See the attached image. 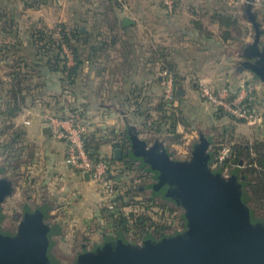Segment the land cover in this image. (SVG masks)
<instances>
[{
  "label": "rangeland",
  "instance_id": "rangeland-1",
  "mask_svg": "<svg viewBox=\"0 0 264 264\" xmlns=\"http://www.w3.org/2000/svg\"><path fill=\"white\" fill-rule=\"evenodd\" d=\"M152 1L155 0H134V2L144 3L143 5L145 7H147V5L154 6L150 9V11L146 10L142 15V21L143 23H146V25L142 24L139 34L147 38H150L153 35L155 39H159V41L157 40L159 43L161 42L160 37L168 35V38L172 33V30L167 29V34L163 35H161L160 31L158 33L151 32L152 28H154L151 24L155 15L153 12L154 10H159V2L155 1L157 2L155 4ZM101 3H104V0H62L60 9H58L56 5L51 6L48 4L47 6L46 4V8L40 9L42 10L40 12H37L39 11L37 9H32L33 11L31 12L34 13H29L26 16L28 19L25 17V20L30 23L43 18L46 22V29L60 32L58 27H61L64 24V20L67 21L72 18L74 19V22L71 20L72 23L71 21H67L65 24L70 22L72 26L78 24L77 26H84L90 30L93 29L92 24L94 19L101 18L100 22L97 21V23L102 22L104 24V27L100 29V33L113 35L110 28L105 26V18L101 16L103 14V11L101 12L100 10V8H102ZM248 4V0H217L216 6H206L207 8L204 10L199 9L198 11L200 13H197L195 17L193 16L192 18H194L193 20H201V22L203 19L202 24L205 34H211L209 41H198L194 36H192V40L187 41L185 44H181L178 39L173 41L171 39L164 41L165 44H171V49L175 52V59L172 57V59H168V62L174 65L177 76L179 77L178 79L180 83L176 91L178 92L179 90H182L184 95L180 96L181 100H178L175 104L177 109H174L171 113L172 116H174L173 120H176L177 124L175 134L169 133V131L171 132L173 129L171 123L173 121H170L163 125L161 132L157 134V139L163 140L170 152H174L176 148L175 146H177L179 150H183L186 155H182L183 153L180 154L179 157H183L182 159L191 158L192 151L196 144L199 143L201 134L211 141L214 140L215 146L218 142L222 143V141H225L232 143L234 146L238 145L250 148L255 143L262 142L264 139L260 133L254 135L255 128L253 129L252 127H254L255 124L247 122L233 123L229 120L230 117L227 116V114L217 111L201 96L200 93L201 83H207L213 87H221L224 85L231 86L233 85L232 83L237 84L243 80L249 81V79L254 77L248 69L242 66V62L248 61L244 49L253 44L255 39V30L246 13ZM98 9L100 11H96ZM178 11L179 10H177L176 13H178ZM252 12L257 15V21L260 24V30L262 32L259 48L264 50V0H254L252 2ZM219 14L238 20V27L232 30V34L236 38L235 42L223 40L222 34L227 29L219 25V23L213 21L214 17H218ZM177 16L179 17V14ZM75 19H77V21H75ZM22 27L27 28V26ZM94 28L95 31L99 29L98 27ZM27 31H29V29H27ZM21 32L24 34L26 30L21 29ZM56 36L60 37L59 34ZM118 37L119 40H121L118 44L124 45L125 36L122 33H119ZM153 43H155V41H153ZM146 44L150 45V43ZM199 49L209 51L200 56V54H198ZM150 59L154 61V50L152 55H148L146 59L142 60V63H145L146 60L148 61ZM202 59L205 61L204 69L199 66ZM150 66H152V64L148 61L147 71L151 68ZM146 73L147 77L148 75L151 76L148 80L151 81L152 74H149L151 72ZM159 73L160 72H156L153 74V77L156 75L158 76ZM0 76L3 80H6L5 69L0 68ZM143 76L144 75L141 77ZM55 82V80H51L48 86L52 87ZM104 85H106L105 91L114 96V101L119 99L120 96L118 95L127 96L126 94L132 91V94L134 95L130 97V100H132L133 97H137L141 100L143 98H147L148 94L151 96L156 95L155 98L157 99L153 105L145 102L146 104L141 109L142 113H146H144L145 115L151 114L152 117L149 120L150 123L146 126L147 121L145 122L146 118L144 115L142 125L138 126V130L141 133L143 132L141 137L149 139L150 144L157 140L151 137L154 132L151 130L149 131L148 129L151 127L153 119H157V113H155L153 109L155 110L161 102L164 86L161 83L159 85L157 81L152 83L148 82L147 86H144V84L141 85V91H135L134 89H120L119 85L114 84L113 89L108 88L106 83ZM47 87H45L43 93L40 94L41 96L39 97L38 102H36L33 107L26 109L24 113L19 115L15 121V127L25 130L27 133L25 140L27 141V145L29 143V148L33 152L34 156L32 157H34V162L33 165L21 168L11 175H0V179L6 178L14 185L13 194L6 199L0 209V233L4 236L16 237L19 232V224L23 220L24 211L26 209L34 211L38 208H48L49 212H45L47 215L44 222L50 226L52 230L55 225L61 224V226H63L61 235H52V240L55 246L53 247L51 254L52 256L56 255L64 264H75L80 253L86 250L94 251L97 247L96 244L91 246V243H89V248L83 250L82 244L84 243V235H78V232H80L78 230H81L84 224L79 223L78 219H82L84 212H61L58 207L60 206L58 193L57 191H55V193L51 192L54 191V188L55 190L57 189V182L59 181V178L53 176V171H55V169H51L52 163H50L48 154H52L60 149V141L56 139H47L46 136L42 134L40 127L44 122L40 119V114L44 112H49L54 115L59 113V115L64 116L71 114L63 112L66 107V103L61 102L62 97L66 98L70 93L62 92L64 91L62 88H60V90L54 89V91L49 92ZM152 92L154 94H152ZM1 102L2 100L0 99V103ZM130 104L135 106L134 103ZM259 106L263 109V111H259V113L264 118V99L263 103L259 104ZM28 121H30V124L26 123ZM214 145L210 146V152L212 155H215ZM2 152L3 151H0V154ZM174 155V157H178V153L175 152ZM6 158V155L3 156L2 154L0 156V168L5 165ZM28 159L29 161H32L31 158ZM245 167L246 165L242 164V166L238 168L230 169L229 172L230 174H237L238 181L243 184L242 190L244 191L246 197V204L252 212L253 223L264 222V210L262 212H258L248 202L246 195L247 191L245 188V176L243 175ZM54 168H57V170L60 169L59 166H54ZM212 169L216 172H221L219 171V168H215L214 165H212ZM146 194L147 196H152L154 193L152 189H150L146 192ZM155 198L157 200L156 204L168 202L169 206H172L175 209L177 207V210H175L174 213L182 220V223L178 225L180 230L179 228L175 229L177 225L175 223L169 236H174L186 231L187 220L185 219L184 208L177 205L173 200L166 199L162 194L156 196ZM88 213L91 214L92 212ZM96 213L99 214L97 217L98 219H94L91 222L94 225V229L101 230V228L109 227V212H95V214ZM82 220H84V218ZM75 231L77 234L74 233ZM128 238L132 239L133 237L129 236ZM154 240L160 241L156 238ZM55 242H57V245Z\"/></svg>",
  "mask_w": 264,
  "mask_h": 264
},
{
  "label": "trees",
  "instance_id": "trees-1",
  "mask_svg": "<svg viewBox=\"0 0 264 264\" xmlns=\"http://www.w3.org/2000/svg\"><path fill=\"white\" fill-rule=\"evenodd\" d=\"M24 4L26 8L38 9L40 4H48L53 0H31V4ZM108 4L113 3L116 8H120L117 0H104ZM161 3V2H160ZM162 4V3H161ZM163 6V5H162ZM177 0V8H178ZM176 8V11H177ZM122 10V9H121ZM112 11V10H111ZM10 22L2 25V31L13 38V42H7L0 45V68L5 69L6 80L0 76V151L6 155L5 165L0 168V175H11L21 168L33 165L34 156L29 148V143L25 140L27 133L25 130L15 127V121L19 115H22L28 108L33 107L38 102L40 94L43 93L50 81L55 80L64 90L62 92L75 93L77 90L78 78L82 67L85 64L86 57L90 61V55L87 56L86 47L95 57L101 53H105L111 46L121 42L118 34L124 30L119 27L118 18L112 15L109 10L104 11L101 16L105 19V25L110 28L113 35L105 36L104 33L94 35L97 42L92 47L91 37L93 33L82 32L81 26H70L63 24L60 32L48 30L46 26L34 24L22 34L19 22L16 21L19 12L10 10ZM176 12L174 13V15ZM173 17L174 15H169ZM6 16V13H0V18ZM116 17V18H115ZM214 22L225 27L227 30L222 34V38L228 42H235L236 38L232 34V30L238 27V20L228 16L219 14L214 17ZM194 27L205 34L201 20H195ZM60 35L57 37L56 35ZM205 35H211L206 33ZM86 53L84 54V52ZM156 54L165 59V52L160 48ZM86 55V56H85ZM71 60V61H70ZM88 61V62H89ZM72 63V64H71ZM165 66L163 69L171 71L175 78V87L179 85V77L173 64L167 60H163ZM129 62H126L128 66ZM125 66V65H124ZM126 71V70H125ZM126 76L128 72H123ZM48 86L49 92L54 91L53 87ZM69 90V91H68ZM181 100L178 92L175 93V101ZM145 102L136 103L137 111L144 118L145 112L142 108ZM71 115L80 121L83 112H80L74 104H69ZM177 106L172 103L168 105L163 98L153 111L157 113V119H153L149 131H153L151 136L157 139V134L161 132L163 125L170 121L172 123V131L175 134L176 120L172 116V111ZM65 112V111H63ZM220 112V111H219ZM145 113V114H144ZM63 114V113H62ZM57 116H64L56 114ZM151 114L145 115L146 126L150 123ZM84 123V122H82ZM174 123V124H173ZM143 133V132H142ZM168 133V132H167ZM3 139V140H2ZM85 147L89 156L95 161H105L115 173L114 178H118L120 183L117 188L122 192L117 198L116 204L111 208H106L103 212H109L107 228H101L104 234L105 243H116L117 238L129 236L133 240L142 241L147 237L163 239L169 236L172 229L170 224L175 208L165 204H156L155 194L147 196L146 192L153 187L152 178H157V174L150 172L143 165H138L136 161L131 159L129 134L127 132L116 133L115 131L104 130L90 133L84 136ZM149 142V139H146ZM230 148V155L224 164L219 167V171L230 170L246 165L245 188L249 204L256 211L264 210V139L262 142L255 143L252 147H241L232 145L230 142L222 141L216 144L215 155L219 153L222 147ZM106 147H111L113 151L119 149L123 152V160L117 161L115 154L105 152ZM31 158L32 161H29ZM148 170V171H147ZM122 179V180H120ZM150 181V182H149ZM127 209V210H126ZM162 210L164 212H159ZM168 211V212H167ZM168 213V214H167ZM174 217V216H173ZM63 226L55 225L53 235H61ZM135 238V239H134ZM129 239V238H128ZM89 242L85 239L84 243Z\"/></svg>",
  "mask_w": 264,
  "mask_h": 264
},
{
  "label": "water",
  "instance_id": "water-1",
  "mask_svg": "<svg viewBox=\"0 0 264 264\" xmlns=\"http://www.w3.org/2000/svg\"><path fill=\"white\" fill-rule=\"evenodd\" d=\"M248 1L246 13L255 39L247 48L257 49L260 57L248 69L264 83V50L259 48L262 32L252 12L254 0ZM121 24L131 27L135 21L125 16ZM42 134L52 136L51 127L44 126ZM129 141L131 159L157 174L153 193L184 208L187 229L160 241L147 237L141 245L119 237L116 243L80 253L75 264H264V222L253 223L237 174L227 179L212 169L211 140L201 134L186 160L175 159L161 139L150 144L136 129L129 132ZM115 159L123 160L121 150L115 151ZM13 192V183L0 179V209ZM24 212L16 237L0 233V264H59L51 254L53 230L44 222L48 208Z\"/></svg>",
  "mask_w": 264,
  "mask_h": 264
},
{
  "label": "crops",
  "instance_id": "crops-1",
  "mask_svg": "<svg viewBox=\"0 0 264 264\" xmlns=\"http://www.w3.org/2000/svg\"><path fill=\"white\" fill-rule=\"evenodd\" d=\"M31 0H25L26 4H31ZM158 1L159 0H155ZM155 1H152L153 3H157ZM217 0H178V13H176L173 17L170 18V16L167 15L164 7L159 2V10H154V18L152 21V25L154 28H152L153 33H158L160 31L161 35L167 34L166 30L170 29L172 30V33L167 36L160 37L161 42L159 39H155L152 35L150 38L144 37L139 34V31L143 25H146V23H143L142 21V15L144 12L150 11L153 5L145 7L141 2H134V0H128L129 4V10H121L119 8H116L113 3L108 4L107 2L101 3L100 8L101 12L105 10H109L112 15H115L118 19L119 27L124 29L120 33H122L125 36V44H118L113 45L110 48L105 51V53L99 54V56L95 57V55L92 52H89V50L86 47V53L87 56L90 55V61L86 57L85 64L82 67L80 76L78 78V84H77V90L75 93H70L67 95L66 98L61 99V102L66 103V107L64 109L65 112L70 113L68 110L71 108L69 105L74 104L75 107L80 112H83L82 118L80 117V122H84L88 125V131L86 133H94L97 131H104V130H110L115 131L116 133L120 132H129L131 130L134 131V129L138 130V126L142 125L143 117L141 114L137 111L136 103L138 102L143 103L146 102L148 104L153 105L156 95L151 96L148 94L147 98L138 99L137 97H133L132 100H130L131 96L134 95L132 92L125 95H118L120 96L119 99L114 101V96L108 94L105 91V83L107 84L108 88H114V85H119L120 89L126 88V89H134L135 91H141V85L144 84V86H147L148 82H158L159 85L162 82V77L160 74L165 70L163 67L165 64L163 63V60L168 59H175V52L171 49V44H165L164 41L166 40H179L181 44H185L187 41L192 40V36L196 38V40L200 41H209L211 38V35H205L198 31L194 27V18L197 13H200L198 10H204L207 7L206 6H216ZM62 0H53L51 3H48L51 6L56 5L58 9L61 7ZM215 3V4H214ZM47 4V6H48ZM53 4V5H52ZM29 6V5H28ZM156 6V5H155ZM46 8V4H40L38 6L40 12ZM10 10L13 12H20L21 15L18 16L16 19L17 22H19L20 29L27 30L30 28L31 25L34 24H41L43 26H46L45 19L40 18L39 20L35 22L28 23L27 20H25V17L29 13L33 11L32 8H26V5L24 4L23 0H0V13H3V11L6 13V16L3 18H0V45L7 43V42H13V38L6 33L2 31V25L6 24V22H10L8 20L11 19V13ZM99 9L96 11H100ZM112 10V11H111ZM196 11V12H195ZM36 12V13H37ZM179 14V17L177 16ZM99 16V15H98ZM128 16L132 18L135 21V24L131 27L124 28L121 24L122 18ZM115 17V18H116ZM28 19V17H26ZM101 18H95L93 22V29L88 30V28H85L84 26H81L82 32L87 33L88 31L93 33L92 39H91V45L92 47L97 42V33L101 32L100 29L104 27V24L97 23V21L100 22ZM73 21L74 19H69L67 21ZM67 21L64 20V23ZM71 21V23H72ZM77 21V19H75ZM203 22V19H202ZM70 24V22L68 23ZM72 25V24H70ZM22 26H27V28H23ZM106 26V25H105ZM94 27H98L99 29L95 31ZM219 28V26H218ZM96 34V37L94 35ZM105 36H109V34H105ZM140 36V37H139ZM175 37V38H173ZM173 38V39H172ZM148 40V41H146ZM155 41V43H153ZM146 43H150V45H147ZM153 48V49H152ZM160 48H162L165 52V59L156 54V58H154V61L151 59L148 60L149 63L152 64L147 71V60L146 64L142 63L143 59H146V57L149 55H152L153 50L156 53ZM209 51V50H207ZM205 49H199L198 54L200 56L204 55L207 52ZM89 54V55H88ZM86 56V55H85ZM71 61V60H70ZM89 61V62H88ZM126 62H129L128 66H126ZM205 61L204 59L201 60V63L199 66L201 68H205ZM72 64V63H71ZM207 64V63H206ZM125 65V66H124ZM149 65V64H148ZM126 70V71H125ZM159 70V71H158ZM169 70V69H167ZM123 72H128L130 75L126 76ZM146 72H151L149 74H152L151 81L149 80V76L147 77ZM156 72H160L159 75L153 77V74ZM196 72V71H195ZM107 73V74H105ZM144 75L143 77H141ZM253 75V74H252ZM254 76V75H253ZM251 77V76H249ZM205 81V80H204ZM203 81V82H204ZM244 81V80H243ZM186 82V81H184ZM242 82V81H241ZM240 82V83H241ZM249 82L251 83H257L261 84L263 87L262 91L255 94L254 97L251 100V105L256 108L258 111H263V109L260 108L259 104L263 103L264 99V84L261 82L257 77H252L249 79ZM232 88H237L239 86V83L235 84L232 83ZM225 86V85H224ZM223 87V86H221ZM216 87V88H221ZM61 85L55 84L53 89H59L60 90ZM111 92V91H110ZM152 94H154L152 92ZM184 95V92H183ZM112 97V98H111ZM113 100V101H112ZM147 100V101H146ZM134 103V105L130 104ZM145 103V104H146ZM144 104V105H145ZM71 114V113H70ZM264 114V113H263ZM228 116V115H227ZM230 117V116H229ZM233 123L236 122H242L237 121L230 117V119ZM244 123V122H243ZM45 124H43L40 129L41 132L44 128ZM254 131H259V133H262L263 127L260 126H254L252 127ZM229 130V129H228ZM140 135L142 133L139 131ZM47 139H55L53 136H46ZM60 143V149L58 151L48 154L51 169H55L53 171V176L58 177L59 181L57 182V189L51 192L57 191L58 197L60 200V206H58L61 210V212H84V215L82 219H78L79 223L84 224L81 230H78V232L82 235H84L83 239L89 240L87 243L82 244L83 250H86L89 248V243L92 245L96 244V247H100L103 244H105V238L103 232L99 229H94V225L91 223L92 220L98 219L99 214H95V212H103L106 208H111L103 202V200L100 197L98 187L96 184H94L91 179L87 178L84 174L77 172L71 168H69L65 164V146L62 142ZM174 152H171L173 157L175 156V152L178 153V157H174L177 160H186L188 158H180L179 155H186L183 150H179L177 146H175ZM63 150V151H62ZM116 151V150H115ZM115 151L111 149V147H106L105 152L108 154H115ZM119 161V160H117ZM121 161V160H120ZM138 165L141 163H138ZM54 166H59L60 169L57 170V168H54ZM59 171V172H58ZM122 180V179H120ZM50 185V184H49ZM49 207V206H48ZM52 212V211H51ZM88 212H92L89 214ZM84 222V223H83ZM94 222V221H93ZM93 226V227H92ZM74 233L77 234L75 231ZM53 235V234H52ZM57 245V242H55ZM55 246V245H54ZM53 246V247H54ZM55 261L59 264H64L61 259L55 255L52 256Z\"/></svg>",
  "mask_w": 264,
  "mask_h": 264
},
{
  "label": "built area",
  "instance_id": "built-area-1",
  "mask_svg": "<svg viewBox=\"0 0 264 264\" xmlns=\"http://www.w3.org/2000/svg\"><path fill=\"white\" fill-rule=\"evenodd\" d=\"M117 1L120 3L122 10H129L128 0ZM159 2L162 3L167 14L174 15L177 8V0H159ZM161 77V84L164 86L163 100L168 105H172V103L176 104L174 74L169 70H164ZM262 89L261 84L249 81H242L237 88L227 85L216 88L207 83L200 84L201 96L217 111L227 114L237 121L255 125L258 123L264 125V118L250 102L254 95L261 92ZM40 119L44 122L45 126L51 127L52 136L64 144L65 164L84 175L89 174V179L98 187L103 202L107 206L113 207L116 204L117 198L122 193L117 188V184L120 181L118 178H114L115 173L107 162H95L89 156L84 139L88 131V125L76 120L73 116H57L49 112L41 113ZM26 123L30 124V121ZM229 155L230 148L223 145L217 156H214L212 165L215 168H219L224 164ZM159 212L164 211L159 210ZM170 224H174L172 220Z\"/></svg>",
  "mask_w": 264,
  "mask_h": 264
},
{
  "label": "flooded vegetation",
  "instance_id": "flooded-vegetation-1",
  "mask_svg": "<svg viewBox=\"0 0 264 264\" xmlns=\"http://www.w3.org/2000/svg\"><path fill=\"white\" fill-rule=\"evenodd\" d=\"M244 51H245V53H246V57L248 58V61H245V62H242V66L243 67H245L246 69H248V67H250V66H252L253 64H256V61H258V60H260V57L259 56H257V49H253V48H246V49H244ZM248 71L250 72V69H248ZM261 124H256V126H260ZM261 126H263V125H261ZM259 133V131H256L255 130V133H254V135H257ZM260 135H262V133H260ZM213 139V138H212ZM212 145H214V140H212L211 141V146ZM215 146V145H214ZM213 157H214V155H213ZM214 159V158H213ZM140 165H142V164H140ZM144 168H147V167H145V166H143ZM148 171V170H147ZM221 173L224 175V177L225 178H227V179H229L231 176H232V174H230V172H229V170H223V171H221ZM232 173H234V172H232ZM156 179V178H155ZM155 179H153L152 178V183L155 181ZM150 182V181H149ZM155 197H156V195H155ZM163 204H165V205H168L169 203L168 202H165V203H163ZM169 206V205H168ZM175 210H177V207H176V209ZM175 212V211H174ZM174 216V217H173ZM172 222L175 224H177L176 225V227H175V229H177V228H179V226L178 225H180L181 223H182V220L177 216V214H173L172 215ZM174 224L172 225V227L174 226ZM173 229V228H172ZM179 230H180V228H179ZM172 232H174V231H172ZM126 238V237H125ZM126 239H128V238H126ZM135 239V238H134ZM158 239V238H157ZM128 240H131L132 242L134 241V243H137V244H139V245H141V243H143V240L142 241H139V240H133V239H128Z\"/></svg>",
  "mask_w": 264,
  "mask_h": 264
}]
</instances>
